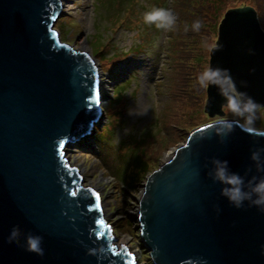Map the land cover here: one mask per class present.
Segmentation results:
<instances>
[{
	"label": "water",
	"instance_id": "water-1",
	"mask_svg": "<svg viewBox=\"0 0 264 264\" xmlns=\"http://www.w3.org/2000/svg\"><path fill=\"white\" fill-rule=\"evenodd\" d=\"M61 2L0 0V264H137L116 245L100 194L69 163L66 148L93 129L102 88L93 55L54 27ZM210 66L264 108V30L254 7L225 13ZM224 107L210 85L205 111L222 116ZM258 150L264 157V130L210 122L147 176L138 230L154 264H264V211L248 200L234 207L211 174L214 160L227 161L250 189L264 178L251 158ZM29 236L41 238L42 254L27 250Z\"/></svg>",
	"mask_w": 264,
	"mask_h": 264
},
{
	"label": "rangeland",
	"instance_id": "rangeland-1",
	"mask_svg": "<svg viewBox=\"0 0 264 264\" xmlns=\"http://www.w3.org/2000/svg\"><path fill=\"white\" fill-rule=\"evenodd\" d=\"M55 29L64 43L95 53L102 99L87 136L67 147L83 171V184L99 183L104 217L118 238L136 254L137 264H154L141 248L139 199L147 176L189 133L216 118L205 111L207 89L199 74L210 66L219 25L233 8L252 6L264 30V0H61ZM170 9L172 31L142 21L145 11ZM200 29L194 30V22ZM264 130V108L251 125ZM99 134V139L95 135Z\"/></svg>",
	"mask_w": 264,
	"mask_h": 264
},
{
	"label": "clouds",
	"instance_id": "clouds-1",
	"mask_svg": "<svg viewBox=\"0 0 264 264\" xmlns=\"http://www.w3.org/2000/svg\"><path fill=\"white\" fill-rule=\"evenodd\" d=\"M142 21L146 25H155L157 29L170 32L176 24V16L170 9L155 7L144 12ZM192 27L194 30H199L201 27L200 22H194ZM198 82L204 89H207L210 85H216L220 88L226 99V110L237 117L243 118L242 121L234 123L230 119L218 117L212 121L214 129L218 128L230 132L237 125L244 127L245 124H252L253 116L259 111L260 105L250 96L244 99L247 94L240 93L235 88V82L231 79L230 73L209 66L199 74ZM251 158L256 162L258 169H264V157L261 156L259 150L253 152ZM213 165L212 178L224 185L221 193L234 207L240 208L248 200L259 210L264 211V178H253L249 182L251 188L246 190L244 178L238 173L231 172L227 161L214 160ZM15 234V230H13L10 235L15 236ZM26 243L28 251L37 252L38 254L43 253L39 236L27 237Z\"/></svg>",
	"mask_w": 264,
	"mask_h": 264
},
{
	"label": "bare ground",
	"instance_id": "bare-ground-1",
	"mask_svg": "<svg viewBox=\"0 0 264 264\" xmlns=\"http://www.w3.org/2000/svg\"><path fill=\"white\" fill-rule=\"evenodd\" d=\"M97 135V134H96ZM69 159V158H68ZM69 163L72 165V166H74V167H76L77 168V170L81 173V175L83 176V171H84V169H82L80 166H78V165H75V164H73L72 163V161H70V159H69ZM87 186V185H86ZM87 187H90V188H92L93 190H95V192L97 193V194H99V190H100V187H99V183L98 182H94V181H92L91 183H90V185L89 186H87ZM116 237V236H115ZM122 244H125V243H122ZM121 244V245H122ZM120 245V246H121ZM129 248V247H128ZM130 250V249H129ZM135 256L134 257H136L137 255L136 254H134Z\"/></svg>",
	"mask_w": 264,
	"mask_h": 264
},
{
	"label": "snow or ice",
	"instance_id": "snow-or-ice-1",
	"mask_svg": "<svg viewBox=\"0 0 264 264\" xmlns=\"http://www.w3.org/2000/svg\"><path fill=\"white\" fill-rule=\"evenodd\" d=\"M55 18H56V17H53V19H55ZM85 55H87V53H85ZM85 194H87V193H85ZM71 195H72L73 197H76V196L78 195V193H77L76 191H73V192H71ZM92 195L96 196V197H97V200H98V194L95 193L94 190H93V192H92Z\"/></svg>",
	"mask_w": 264,
	"mask_h": 264
},
{
	"label": "trees",
	"instance_id": "trees-1",
	"mask_svg": "<svg viewBox=\"0 0 264 264\" xmlns=\"http://www.w3.org/2000/svg\"><path fill=\"white\" fill-rule=\"evenodd\" d=\"M92 55L95 56V53H93ZM95 139H99V134L95 135Z\"/></svg>",
	"mask_w": 264,
	"mask_h": 264
}]
</instances>
